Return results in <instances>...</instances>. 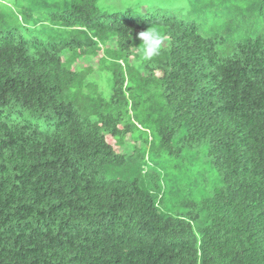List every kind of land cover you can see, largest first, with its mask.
Returning <instances> with one entry per match:
<instances>
[{
	"label": "trees",
	"instance_id": "trees-1",
	"mask_svg": "<svg viewBox=\"0 0 264 264\" xmlns=\"http://www.w3.org/2000/svg\"><path fill=\"white\" fill-rule=\"evenodd\" d=\"M101 1L0 0V264H264V0Z\"/></svg>",
	"mask_w": 264,
	"mask_h": 264
},
{
	"label": "rangeland",
	"instance_id": "rangeland-1",
	"mask_svg": "<svg viewBox=\"0 0 264 264\" xmlns=\"http://www.w3.org/2000/svg\"><path fill=\"white\" fill-rule=\"evenodd\" d=\"M3 2H5L6 5H10V6H14V7H21V6H25V7H36V3L42 0H2ZM37 1L35 4L34 2ZM48 3H50L52 0H47ZM120 1L121 0H103L101 1L102 4H107L111 6V9H117L120 10ZM264 8V5H263ZM259 26L256 27H249V24L247 26H243L242 30H241V34L246 37L248 36V38H254L257 34L259 35H264V11L263 13H261V15L259 16ZM246 25V24H245ZM42 28V27H41ZM238 39V40H237ZM236 40L239 41L241 40L240 38H237ZM235 40V41H236ZM236 41V42H237ZM102 54L99 53L98 56L94 59H91V63L90 66L91 67H96L98 60L101 58ZM82 67H87V64H81ZM98 66V65H97ZM102 66L101 64L98 66V68L95 69V71L90 74V79L89 82L91 84V88H92V92L94 93V87H95V94H101L103 98L107 99L111 93V84H112V80L109 74L107 73H102ZM137 72H134L132 79H134V82L131 84V89L132 94L130 95L133 98H136V100L140 101L143 100L146 103L144 104V107L149 106V99H151V102L153 101V99L159 95L160 92H157V90L159 91L158 88V82L155 80H151L149 83H144V76L139 74ZM161 94V93H160ZM127 99L129 102H131V99L129 98V94L127 93ZM164 101L163 99L160 97L159 101H158V105L157 107H163L164 106ZM131 114V111H130ZM140 128L145 130L148 128V124L147 123H143L140 124ZM150 129V128H148ZM128 141V140H127ZM131 144V143H130ZM123 151H125L127 154L132 152V148L130 147V145H125L124 149H122ZM120 150V151H122ZM164 159L166 161H168V159L166 157H164ZM196 161L198 163V169H195L194 172V176H196L198 173H200L201 175L203 174L204 177L207 179V186H213L217 180L213 177V175L210 172V168L209 166L206 165V161H204L202 158H198V159H192L191 161ZM173 162V161H172ZM187 162V163H190ZM172 168V167H171ZM190 169V167L185 168L184 171L182 170H178L176 171V173L181 174V180L178 182L179 185H182L183 183L187 182V179L189 178L188 176H190L192 174H186V171ZM197 172V173H196ZM175 183V182H174ZM174 186V184L172 185ZM200 194V193H199ZM201 195V194H200Z\"/></svg>",
	"mask_w": 264,
	"mask_h": 264
},
{
	"label": "clouds",
	"instance_id": "clouds-1",
	"mask_svg": "<svg viewBox=\"0 0 264 264\" xmlns=\"http://www.w3.org/2000/svg\"><path fill=\"white\" fill-rule=\"evenodd\" d=\"M138 38L141 41L140 51L145 61H151L160 54L165 37L159 29L148 27L147 30L141 31L138 34Z\"/></svg>",
	"mask_w": 264,
	"mask_h": 264
}]
</instances>
